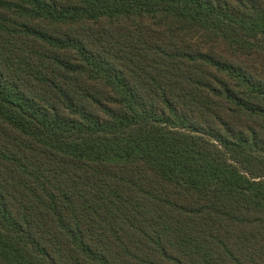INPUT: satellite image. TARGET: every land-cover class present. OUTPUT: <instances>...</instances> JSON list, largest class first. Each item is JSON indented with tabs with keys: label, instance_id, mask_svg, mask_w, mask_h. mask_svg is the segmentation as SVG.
I'll list each match as a JSON object with an SVG mask.
<instances>
[{
	"label": "trees",
	"instance_id": "1",
	"mask_svg": "<svg viewBox=\"0 0 264 264\" xmlns=\"http://www.w3.org/2000/svg\"><path fill=\"white\" fill-rule=\"evenodd\" d=\"M0 264H264V0H0Z\"/></svg>",
	"mask_w": 264,
	"mask_h": 264
}]
</instances>
